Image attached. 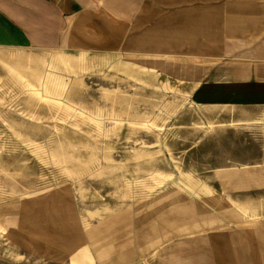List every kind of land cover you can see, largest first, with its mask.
Listing matches in <instances>:
<instances>
[{
	"label": "rangeland",
	"instance_id": "1",
	"mask_svg": "<svg viewBox=\"0 0 264 264\" xmlns=\"http://www.w3.org/2000/svg\"><path fill=\"white\" fill-rule=\"evenodd\" d=\"M144 59L0 48V264H156L142 236L180 197L264 213V191L226 188L261 153L234 109Z\"/></svg>",
	"mask_w": 264,
	"mask_h": 264
},
{
	"label": "crops",
	"instance_id": "2",
	"mask_svg": "<svg viewBox=\"0 0 264 264\" xmlns=\"http://www.w3.org/2000/svg\"><path fill=\"white\" fill-rule=\"evenodd\" d=\"M0 48L140 56L199 85L201 103L234 109L231 122L261 152L226 168L227 190L264 191V0H0ZM179 200L142 236L148 262L264 264V226L246 225L264 213L224 215L210 202L203 216L196 199Z\"/></svg>",
	"mask_w": 264,
	"mask_h": 264
}]
</instances>
